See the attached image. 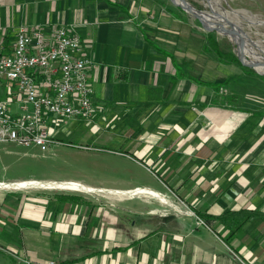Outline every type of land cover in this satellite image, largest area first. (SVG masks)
<instances>
[{
    "label": "crops",
    "instance_id": "0c3cea01",
    "mask_svg": "<svg viewBox=\"0 0 264 264\" xmlns=\"http://www.w3.org/2000/svg\"><path fill=\"white\" fill-rule=\"evenodd\" d=\"M60 23L90 58L99 127L83 134L95 145L74 146L105 149L99 168L117 176L62 178L95 189L22 200L15 215L26 223L17 234L30 241L27 264H264V112L241 101L240 63L205 48L197 23L163 0H0V52H11L18 24L50 32ZM158 193L198 214L249 213L237 227L234 215L205 216L207 228L161 213L167 198ZM37 239L48 250L33 249Z\"/></svg>",
    "mask_w": 264,
    "mask_h": 264
},
{
    "label": "rangeland",
    "instance_id": "374dc122",
    "mask_svg": "<svg viewBox=\"0 0 264 264\" xmlns=\"http://www.w3.org/2000/svg\"><path fill=\"white\" fill-rule=\"evenodd\" d=\"M163 1L168 6L179 9L189 19L194 20L204 33L210 32L213 40L221 50L231 51L237 57L236 45L239 46L244 56L249 58L252 66L257 70L252 68V66H246L239 62L238 66L242 69L239 73L241 77L240 80L236 79L234 84L244 86V91H239L241 101L259 104L261 111L264 112V72H260L264 71V0H185L190 4L191 8L197 10L203 18L217 27L210 30L205 29L207 26H203L201 21L174 4L171 0ZM214 16L230 27L229 30L225 29V31H231L233 34L225 33L224 28L221 29L222 27L218 26L219 22L215 20ZM243 60L250 63L246 59ZM236 69L238 70V68ZM5 95L3 84L1 83L0 98H4ZM94 118V113H92L89 118H62L57 120V126L53 128L52 135L54 138L59 139L61 143H51L45 150H40L37 146H24L11 141L0 142V182L27 180L52 182L59 179L67 180L62 178L82 179L85 175H90L92 178H97V180H103L105 176H117L110 173V175L104 174L105 168H99L103 161H107L105 159L107 154L102 152L106 151L105 149L92 148V150H89L82 146H74L76 145L75 143L95 145L94 143H89L83 136L85 133L87 135V132L99 133L97 124H92ZM110 129L113 131L114 127H110ZM104 147L110 150L116 146H114V143H107ZM141 172L143 171L137 172L135 175L138 179L144 174ZM145 172L149 174L147 171ZM132 182L140 181L133 180ZM131 184L117 183L120 186ZM89 188V190L95 189L90 186ZM58 191L75 192L79 190L70 188L0 187V264L30 263L29 258L23 256L29 249L27 242L29 243L30 241L28 239L24 241L19 235L16 237L18 227L26 223L18 219L15 212L24 199L30 198L31 202L42 199L47 203L53 200L51 193ZM101 193L104 194V192ZM158 194L163 195L161 193ZM86 195H90L89 192ZM155 196L158 197V195ZM141 197L150 199L149 195H141ZM164 197L167 198V202L160 200L163 203L165 202L167 209H161V213L166 214L171 211L173 213L190 214L194 216L197 225L209 227V224L197 213H194L184 200L177 196ZM171 203L175 204L177 208L179 207L180 210L172 207ZM109 205L111 206V203ZM197 218L203 220L205 224L198 223ZM32 248L46 250L48 243L45 244L43 240L37 239L34 240V247L32 246ZM52 261L54 264V260Z\"/></svg>",
    "mask_w": 264,
    "mask_h": 264
},
{
    "label": "built area",
    "instance_id": "2783aa9c",
    "mask_svg": "<svg viewBox=\"0 0 264 264\" xmlns=\"http://www.w3.org/2000/svg\"><path fill=\"white\" fill-rule=\"evenodd\" d=\"M89 64L80 36L69 25L45 32L18 24L11 52H0V84L6 94L0 98V142L45 150L57 142L52 135L57 120L89 118L94 110ZM197 222L205 224L200 218Z\"/></svg>",
    "mask_w": 264,
    "mask_h": 264
},
{
    "label": "bare ground",
    "instance_id": "6f19581e",
    "mask_svg": "<svg viewBox=\"0 0 264 264\" xmlns=\"http://www.w3.org/2000/svg\"><path fill=\"white\" fill-rule=\"evenodd\" d=\"M174 1L180 2V0H174ZM183 5L185 7L187 6V4H183ZM191 11L200 16V18H201V20L205 26L213 27L214 29L217 28L214 24H212V22L207 21L205 18H203L197 10L191 8ZM214 18L217 22H219L218 26H221L222 27L221 29L224 28L223 29L224 31H225V29L226 30L230 29V27H228L227 24L224 23V21L219 20V18H216V16H214ZM225 33L233 34V32H231V31L230 32L225 31ZM237 41H238V39H237ZM243 62H244V60H243ZM244 64H250L252 66L251 62L250 63L244 62ZM260 72H264V71H260ZM51 186L54 188H70V189H79V190H83V191H88L90 189L88 186H86L82 183L76 182V181H52V182L47 181L46 182V181H38V180H27V181H18V182H0V187H2V188H24V187H38V188H49L50 187L51 188Z\"/></svg>",
    "mask_w": 264,
    "mask_h": 264
},
{
    "label": "trees",
    "instance_id": "16d2710c",
    "mask_svg": "<svg viewBox=\"0 0 264 264\" xmlns=\"http://www.w3.org/2000/svg\"><path fill=\"white\" fill-rule=\"evenodd\" d=\"M205 43H206L205 48L208 47L209 49H211L212 52L216 56H218V57H220L226 61H232L233 60V61H236L239 63L237 57H235V55L231 51H224V50H221L220 48H218V46L215 43V41L213 40L210 32L205 33ZM59 198H61V199L70 198L72 200L80 199L77 193H75V194L62 193V194H59ZM248 213H249V211L241 209L238 211L237 210L225 211V212L219 213V214H210V213H207V214H202V213L198 214L197 213V214L200 217H202L203 219L206 218L205 216H207V217L214 216L215 218H218V219H226L229 217V215H234L237 218L236 225H235V227H237L238 224L241 223L242 219H244ZM13 237H14V235H13ZM16 237H18V234ZM70 261H71V259H57L54 261V264H69Z\"/></svg>",
    "mask_w": 264,
    "mask_h": 264
},
{
    "label": "water",
    "instance_id": "95a60500",
    "mask_svg": "<svg viewBox=\"0 0 264 264\" xmlns=\"http://www.w3.org/2000/svg\"><path fill=\"white\" fill-rule=\"evenodd\" d=\"M174 4H176V5H178V6H180L182 9H184L187 13H189L190 15H192L193 17H195V18H197L199 21H201V23H202V25L204 26V24H203V22H202V20H201V18H200V16L198 15V14H196V13H194V12H192L191 11V8H190V4L187 2V1H185V0H180V2H178V1H174V0H171ZM183 4H187V6L185 7ZM190 9V10H189ZM205 29H207V30H210V29H214L213 27H205ZM236 56H237V59L239 60V62L241 63V64H243V65H246V66H251L250 64H244V62H243V59H246V60H248L249 61V58H247V57H245L244 56V54L242 53V51L240 50V48H239V46L238 45H236ZM252 68H254L253 66H252Z\"/></svg>",
    "mask_w": 264,
    "mask_h": 264
}]
</instances>
